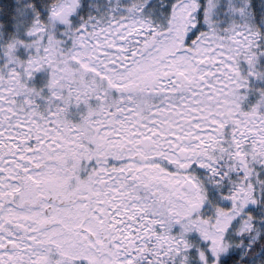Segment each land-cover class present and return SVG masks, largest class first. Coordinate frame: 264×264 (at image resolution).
I'll return each instance as SVG.
<instances>
[{
	"label": "snow or ice",
	"instance_id": "snow-or-ice-1",
	"mask_svg": "<svg viewBox=\"0 0 264 264\" xmlns=\"http://www.w3.org/2000/svg\"><path fill=\"white\" fill-rule=\"evenodd\" d=\"M0 264H264V0H0Z\"/></svg>",
	"mask_w": 264,
	"mask_h": 264
}]
</instances>
